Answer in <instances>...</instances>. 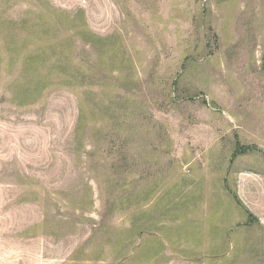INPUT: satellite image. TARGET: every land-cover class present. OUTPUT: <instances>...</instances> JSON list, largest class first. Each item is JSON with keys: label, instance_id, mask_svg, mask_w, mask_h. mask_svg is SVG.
<instances>
[{"label": "rangeland", "instance_id": "obj_1", "mask_svg": "<svg viewBox=\"0 0 264 264\" xmlns=\"http://www.w3.org/2000/svg\"><path fill=\"white\" fill-rule=\"evenodd\" d=\"M0 264H264V0H0Z\"/></svg>", "mask_w": 264, "mask_h": 264}]
</instances>
